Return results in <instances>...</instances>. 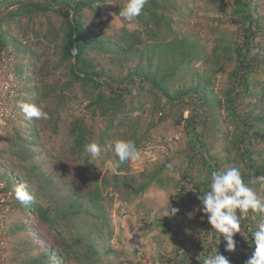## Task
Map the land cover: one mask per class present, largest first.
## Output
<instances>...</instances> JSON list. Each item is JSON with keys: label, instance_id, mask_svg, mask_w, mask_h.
<instances>
[{"label": "trees", "instance_id": "trees-1", "mask_svg": "<svg viewBox=\"0 0 264 264\" xmlns=\"http://www.w3.org/2000/svg\"><path fill=\"white\" fill-rule=\"evenodd\" d=\"M186 2L148 0L129 23L119 16L127 0H0V55L16 58V76L23 92L29 89L23 102L50 117L29 120L20 111L18 126L8 134L11 171L32 197L28 204L15 199L20 216L12 231L30 236V227L46 235L40 247L33 239L26 243L37 251L30 264H145L140 251L134 249L132 259L118 248L121 237L109 210L122 217L132 197L170 181L179 212L154 222L158 258L142 255L148 264H203L216 249L230 264H245L252 255L259 214L249 212L242 220L236 250L229 252L223 235L211 232L197 209L211 172L221 168H239L264 198V181L257 179L264 176V0H207L218 16L203 36L184 33ZM192 101L196 107L187 116ZM200 122L211 137L196 134ZM166 124L178 130L184 124L196 139L184 168L169 169L166 159L134 173L129 161L101 177L99 167L114 155L105 150L92 159L84 153L91 142L107 148L131 140L142 155L151 137L165 135L160 129ZM218 131L227 142L223 157L210 151ZM71 167L81 174L72 175L74 186L86 180L84 189L68 187ZM166 170L178 171V177L164 176ZM189 177L196 180L194 197L181 184ZM146 209L135 210L132 224H147Z\"/></svg>", "mask_w": 264, "mask_h": 264}, {"label": "rangeland", "instance_id": "rangeland-1", "mask_svg": "<svg viewBox=\"0 0 264 264\" xmlns=\"http://www.w3.org/2000/svg\"><path fill=\"white\" fill-rule=\"evenodd\" d=\"M184 2L187 3V17L185 19V24L183 25V31L184 33L187 32V35H190V33H194L196 35L203 36L206 29L207 25L210 23V19L217 18L218 13L216 11H213L211 6L209 4H206L207 0H183ZM225 8L227 5L224 6ZM230 11L228 12L230 16L235 13L233 8L229 9ZM213 23V22H212ZM216 24V23H215ZM205 42V40H203ZM12 50V49H11ZM15 64L16 65V58L14 56ZM18 74H20V71H17ZM18 84L20 86H24L21 83V78L18 76ZM24 97L25 94L27 95L29 92V89L26 87L25 88ZM24 101V100H23ZM196 107V103L194 101L191 102V106H189V109H191L189 112L186 113L187 116H189L192 113L193 108ZM170 107L166 106L164 115H167L169 112ZM244 110V107L242 108ZM177 115L175 114V117ZM21 114L19 113L18 117L16 120L12 123V125L8 126L7 128H4L0 132V177L5 180L8 184L12 185L13 190L15 191V188L18 186V184L15 181L14 175L12 173V163L13 160L11 159V154L9 150V140H8V134L11 132L12 128L15 126H18V120L20 119ZM178 128H174V126H169V124H166L161 127L160 133L165 134L164 137L168 134L171 133V135L177 133ZM177 131V132H176ZM203 132L208 133V137H211L212 132L207 131L203 128L202 123L200 122L198 125V130H197V135H201ZM157 135V134H156ZM186 135V136H185ZM163 137L162 135H159ZM223 133L222 132H217L216 133V138L214 140V144L210 146V151L214 153L215 156L218 157H223L224 153H220V149H223L227 142L222 140ZM196 139L193 138V133L190 131L184 132L181 142L173 148L172 152H169L168 154H155L156 158L153 161L152 157H148L147 155L142 154L141 159L139 162H133L132 163V169L134 173H138L139 171H142L145 168L151 169L154 164L158 163H164L167 160L170 159L169 163H174V166L180 165L181 167L184 168V164L182 162L186 158L187 150H189V144H196ZM59 148V146H57ZM199 167V164L196 163V169ZM181 169L183 171L184 169ZM70 177L66 178L67 182H69L68 187L70 188H75L76 190H81L84 189V187L87 185L86 180H80L81 183V189L77 188L74 186L72 182V175L79 174V179H80V173L76 171L75 168H70ZM99 170L102 171V176L107 175L109 172H114V169L112 168L111 164H107L106 166L99 167ZM202 170V169H198ZM164 176H169V177H178V171H165ZM165 178V183L166 180H169V178ZM177 190V189H176ZM175 188L172 187V182L170 181L168 184L164 185L163 187H157L155 184L150 187L146 193L143 196H140L138 198L132 197L131 203L128 205V209L130 212H128L126 215L120 217V215L117 213L116 209L109 210V215L111 218V226L114 230V233L116 236L121 237V243L120 245H117L118 248H120L129 258L135 259L133 255V250L140 251L138 253V259H142L145 264H148L146 261V257L142 258V255H145L148 253V256H152L154 259H157L156 257V252H157V246L154 244V236L158 235L160 230L158 229L157 225H154V222L157 221V219L161 218V216H166L167 215V208L169 205L174 207V196L176 193ZM146 206V210L148 212V219H147V224L142 225V224H132L130 221L132 218H135V210L137 208H143ZM20 216V211L19 208H15L13 212H11L8 215V220L6 221V225L8 227V234L13 240V246L14 249L11 253V261L10 264H30L28 262V258L30 257H35L37 255V251L31 250L29 247H26V243L30 242L31 239L34 240V245L35 246H42L45 241L46 235H44V230L39 229L38 231H30V227L26 229V233H30V236H25L22 234H19L18 232L15 233L12 231L14 228L13 225H15V222ZM181 217L179 216L178 219ZM28 219L25 218V222H27ZM27 224V223H26ZM115 244L117 243L116 241L114 242ZM23 245L20 246V245ZM25 244V245H24ZM23 252L21 251L22 248ZM26 250V251H25ZM28 252V253H27Z\"/></svg>", "mask_w": 264, "mask_h": 264}, {"label": "clouds", "instance_id": "clouds-1", "mask_svg": "<svg viewBox=\"0 0 264 264\" xmlns=\"http://www.w3.org/2000/svg\"><path fill=\"white\" fill-rule=\"evenodd\" d=\"M147 2L148 0H127V4L121 7L119 16L131 23L142 14ZM17 107L29 120H47L50 118L47 112L29 103L19 102ZM156 137L164 138V136L161 137L159 135L151 138ZM105 150L111 151L116 158L109 161L113 169H119L129 161L139 162L141 159L140 151L131 140H116L107 148L96 142H91L84 146V153L92 159L100 157ZM167 167L172 169L174 163L167 164ZM186 179L191 181L190 186L183 184L185 180L181 184L186 187L187 196L194 197L197 194L196 180L190 177ZM257 179L264 181V176ZM176 195L177 191L175 198ZM14 196L21 204H28L32 200L28 186L24 183L15 188ZM198 199L201 202V207L197 210L206 215L208 223L212 227L211 232H215L220 236L223 235V239L226 241V250L229 252L236 250L237 244L234 237L236 234L241 233L242 220L246 219L249 212L259 214L261 218L258 227L252 233L254 251L245 264H264V198L259 197L245 183L239 168L229 167L212 171L208 190L200 194ZM166 211V217H174L179 212V209L169 205ZM189 215L191 216L192 214L190 213ZM197 258L200 260V256ZM203 264H230V260L216 249L212 254L205 256Z\"/></svg>", "mask_w": 264, "mask_h": 264}, {"label": "built area", "instance_id": "built-area-1", "mask_svg": "<svg viewBox=\"0 0 264 264\" xmlns=\"http://www.w3.org/2000/svg\"><path fill=\"white\" fill-rule=\"evenodd\" d=\"M15 60L11 52H3L0 55V132L12 125L20 113L17 107L24 100L23 88L18 84L15 73ZM181 130L164 138H150L142 152L154 161L155 154H168L181 142L184 124ZM190 180L183 184L190 186ZM15 204L14 190L0 177V264H10L13 251V240L8 234L6 221L8 215L13 212Z\"/></svg>", "mask_w": 264, "mask_h": 264}, {"label": "water", "instance_id": "water-1", "mask_svg": "<svg viewBox=\"0 0 264 264\" xmlns=\"http://www.w3.org/2000/svg\"><path fill=\"white\" fill-rule=\"evenodd\" d=\"M2 16H0V19H1Z\"/></svg>", "mask_w": 264, "mask_h": 264}]
</instances>
